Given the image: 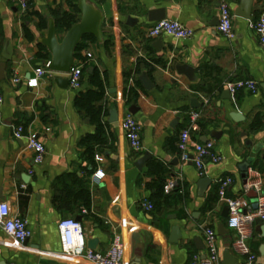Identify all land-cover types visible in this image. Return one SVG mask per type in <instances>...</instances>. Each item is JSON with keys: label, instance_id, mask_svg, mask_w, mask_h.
<instances>
[{"label": "crops", "instance_id": "0c3cea01", "mask_svg": "<svg viewBox=\"0 0 264 264\" xmlns=\"http://www.w3.org/2000/svg\"><path fill=\"white\" fill-rule=\"evenodd\" d=\"M80 1L29 0L27 13L21 14L10 0H0V63L7 41L12 50L0 81V203H7L31 232L26 242L18 243L0 228V264H85L61 255L58 224L68 218H80L85 245L88 248V243L95 242L94 252L105 253L113 237L120 235L125 264H186L193 256L203 260L206 229L216 233L219 264H224L226 250L235 264H246L247 257L235 249L237 233L227 226L228 215H223L227 207L219 199L218 187L221 180L231 179L226 197L247 199L244 216L256 210L258 199L254 191L245 192L249 177H261L264 196V46L252 28L264 14V0H249V20L236 15L245 13L241 8L247 0H228L232 40L217 31L218 0H85L102 14L101 38L85 43L81 56L87 59L86 65L74 61L84 66L80 88L60 87L56 80L67 77L50 71L30 88L28 82L35 71L51 60L40 43L50 24L59 39L65 35L57 29L52 11L73 14L74 6L80 20ZM159 10L165 20L191 31L192 37L151 38L148 32L153 23L148 22V13ZM158 39L162 41L159 50L154 46ZM39 46L45 49L42 58L37 57ZM178 66L193 68L194 79L178 74ZM94 70L105 82L108 112L104 142L95 147L93 160H89L80 141L94 135L96 128L74 101L79 93L94 89L89 82ZM142 74L153 84L149 91L139 82ZM14 78L19 83L14 84ZM235 81H252L257 89L231 95L225 85ZM135 83L141 86L136 89L138 97L128 106L123 93ZM193 99L198 102L196 109L190 106ZM131 106L137 108L133 116L141 126L139 152L130 148L120 128ZM112 110L117 112L115 123L109 122ZM192 112L199 114L190 132L192 141L213 142L221 158L218 164L206 162L201 176L191 161L182 162L178 149L179 135L190 126ZM235 114L240 116L237 122L231 118ZM18 126L24 137L35 135L43 143L42 164L35 165L25 140L14 137ZM146 154L149 160L137 169L135 163ZM153 162L163 173L152 172ZM97 172L103 174L99 181L94 180ZM75 178L81 183H75ZM203 178L210 184L200 197L197 185ZM158 184L165 194L179 188L183 197L180 200L174 192L151 213L143 204H151L156 187L152 185ZM171 184L173 189L166 192ZM81 188L90 193L88 209L75 198ZM173 226L181 233L177 244L169 242ZM247 228L250 235L245 244L255 256L253 264H264V221L256 218Z\"/></svg>", "mask_w": 264, "mask_h": 264}, {"label": "built area", "instance_id": "2783aa9c", "mask_svg": "<svg viewBox=\"0 0 264 264\" xmlns=\"http://www.w3.org/2000/svg\"><path fill=\"white\" fill-rule=\"evenodd\" d=\"M103 2L104 0H95ZM212 1V0H210ZM12 5L18 9L21 14H26L29 9V0H10ZM219 2V25L218 33L228 40L234 39L232 12L228 0H218ZM255 34L258 36L259 43L264 46V14H262L252 25ZM151 38L161 36H169L177 40L190 39L193 33L178 22L174 21H159L152 24L148 32ZM88 58H91L89 53H86ZM82 65L74 64L67 77L68 85L73 90H78L81 85ZM48 66L44 69H37L35 76L28 82L30 88L37 86L39 78L48 72ZM13 83H19V79L14 78ZM231 95H235L239 91L255 92L257 87L252 81H235L225 85ZM0 95V103H1ZM199 114L196 112L190 113V126L182 130L178 138V149L181 153L182 162L191 161L197 172L201 176L203 174L206 162L218 164L221 161L220 156L215 152L214 143L209 141L205 143L194 142L191 139V129H193L198 120ZM120 128L124 134L130 148L139 152L142 148L141 142V126L133 115L127 113L120 122ZM14 137L16 139H24L28 150L33 153V162L35 165L43 163L46 155V149L43 143L35 136H23V128L18 126L14 129ZM192 150V155L189 150ZM101 161L100 157H96ZM103 178L102 172H97L94 175V180L99 181ZM230 178H225L219 182L218 195L228 209L227 226L229 229L237 233V240L234 244L235 249L242 255L247 257L246 264H253L255 256L250 254L245 241L250 233L247 224L254 219L259 218L264 221V196H262L263 182L258 174L249 177L245 184V192L254 191L257 194V209L244 216L243 211L249 207V202L245 198L231 199L226 197V190L231 185ZM173 189L172 184L166 187V192ZM146 211H152L151 204H143ZM0 228L12 240L18 243H24L31 237V232L27 227L25 220L21 219L17 214H14L10 206L2 202L0 203ZM58 232L60 237L61 255L68 260H81L85 264H125L124 262V245L121 236L116 234L108 250L105 253L94 252L88 249L84 242L82 226L73 218L63 219L58 224ZM205 259H200L199 256H193L186 264H219L220 256L216 243V233L212 229L205 230Z\"/></svg>", "mask_w": 264, "mask_h": 264}, {"label": "water", "instance_id": "95a60500", "mask_svg": "<svg viewBox=\"0 0 264 264\" xmlns=\"http://www.w3.org/2000/svg\"><path fill=\"white\" fill-rule=\"evenodd\" d=\"M250 9L251 4L250 1H244L242 3L241 10L244 11V14H238L236 12L237 16H241L242 18L249 20L250 19ZM78 10L81 14L80 20L71 26V28L65 33L63 38L59 39L57 36V31L53 23L50 24L49 30L47 33V36L45 39H42L40 43L48 50V52L51 55V60L46 62L45 66H48V70L51 73L59 74V75H66L70 72V70L74 66L75 61V53L77 48L79 47L80 43L82 42L83 38L85 36H93L97 40H100V34H99V26L102 19L101 12L93 5L87 3L85 0H81L78 5ZM165 20V14L163 10L159 11H152L148 13V22L149 23H155L159 21ZM162 45L161 39H158L154 46L157 50H159L160 46ZM3 62L0 63V81L4 80L5 75V66L6 63L11 60L12 57V50L10 42L7 41L5 43V46L3 48L2 54H1ZM91 71H89L90 73ZM177 72L180 75L185 76L189 80L194 79L195 71L193 68H190L188 66H178ZM139 82L142 85V87L149 91L153 88V84L149 77L146 74H142L139 77ZM57 85H59L62 88H65L68 86V81L64 79H57L56 80ZM191 108L196 109L198 107L197 100L193 99L191 100ZM137 112V108L135 106H131L128 108V113L131 115H135ZM231 118L237 122L238 119H240V116L238 114L232 115ZM110 123L117 122V112L115 110H112L110 112ZM204 142H207V139H204ZM150 156L149 154L144 155L142 158L137 160L135 163V166L137 169H141L142 166L149 160ZM244 172L247 170V165H245V168L243 169ZM210 184V180L207 178H203L198 182V188H199V196L202 197L205 190ZM257 209V205H256ZM224 216L228 215V209H226L223 213ZM76 221L80 223V218H76ZM218 232H223V226H218ZM181 238V233L179 230V227L173 226L171 228V234L169 242L172 244H177L179 239ZM95 242L88 243V248L91 250H95ZM236 260L233 259L229 253V250H226L223 253V263L224 264H235Z\"/></svg>", "mask_w": 264, "mask_h": 264}, {"label": "trees", "instance_id": "16d2710c", "mask_svg": "<svg viewBox=\"0 0 264 264\" xmlns=\"http://www.w3.org/2000/svg\"><path fill=\"white\" fill-rule=\"evenodd\" d=\"M71 7L74 9L73 14L68 12L61 13L57 9L52 11V16L55 19L56 27L61 33H66L72 25L79 21V19L75 15L77 13L76 8L74 6ZM24 34L28 40L32 39L27 29H24ZM95 41V37L85 36L76 50L75 60L80 61L81 63L86 65L87 59L81 56V51L85 49V43L92 44ZM42 51H45L44 47L39 46V52L37 54V57L42 58ZM83 72L84 68H82V75ZM89 82L94 89L87 91L86 93H79L75 98L74 104L78 111L84 112L86 114V116L90 120V123L96 128L94 135H88L82 138V140L80 141V146L85 150L88 159L93 160V156L95 154V147L103 144L104 142L102 137V135L104 134L105 127L104 117L107 115L108 111L105 105V82L103 79H101L98 71H93V73L90 75ZM140 87L141 86L139 83H135L134 87L125 88L123 98L125 100L126 105L130 106L135 103V100L138 97L136 89ZM149 167L151 168L152 172L163 173L162 168L158 163L153 162L150 164ZM74 181L75 183H81L77 178H75ZM152 187L155 188L153 200L151 202L153 206V210L151 213H154V211L158 209L161 200L164 201V203H167L168 199L174 192L178 194L180 193V189L176 187L174 188L173 192L169 194L164 193L163 186L160 184L152 185ZM69 192L72 193L71 191ZM178 197L180 200H182L183 196L179 194ZM75 198L80 199L82 201L81 205L84 208H89L90 193L86 188H81L79 192H77V194L75 195Z\"/></svg>", "mask_w": 264, "mask_h": 264}]
</instances>
